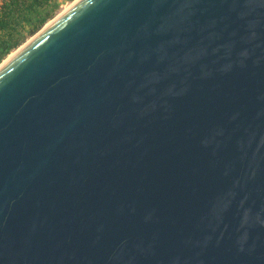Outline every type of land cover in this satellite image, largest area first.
Wrapping results in <instances>:
<instances>
[{"label":"water","instance_id":"1","mask_svg":"<svg viewBox=\"0 0 264 264\" xmlns=\"http://www.w3.org/2000/svg\"><path fill=\"white\" fill-rule=\"evenodd\" d=\"M0 264H264V0H78L3 63Z\"/></svg>","mask_w":264,"mask_h":264},{"label":"trees","instance_id":"2","mask_svg":"<svg viewBox=\"0 0 264 264\" xmlns=\"http://www.w3.org/2000/svg\"><path fill=\"white\" fill-rule=\"evenodd\" d=\"M58 5L57 0H0V62L44 27Z\"/></svg>","mask_w":264,"mask_h":264},{"label":"rangeland","instance_id":"3","mask_svg":"<svg viewBox=\"0 0 264 264\" xmlns=\"http://www.w3.org/2000/svg\"><path fill=\"white\" fill-rule=\"evenodd\" d=\"M59 5H58V8H57V13L55 14L54 17H52L51 19H49V21L45 24L48 25L49 23H51L56 17H58L63 11H65L66 9H68L73 3H75L77 0H57ZM44 26V27H45ZM42 27V28H44ZM36 34V33H35ZM34 34V35H35ZM34 35H31L30 37H28L26 39L25 42L29 41ZM22 43L20 47H17L15 49H13L1 62H0V65L3 64L7 59H9L12 55H14L24 44Z\"/></svg>","mask_w":264,"mask_h":264},{"label":"bare ground","instance_id":"4","mask_svg":"<svg viewBox=\"0 0 264 264\" xmlns=\"http://www.w3.org/2000/svg\"><path fill=\"white\" fill-rule=\"evenodd\" d=\"M77 1H78V0H77ZM55 19H56V18H55ZM53 21H54V20H53ZM51 23H52V22H51ZM48 25H50V23H49ZM48 25H46L45 27H47ZM45 27H44V28H45ZM12 56H13V55H12ZM12 56H11V57H12ZM7 60H8V59H7ZM7 60H6V61H7ZM6 61H5V62H6ZM5 62H4V63H5ZM1 65H2V64H1ZM1 65H0V67H1Z\"/></svg>","mask_w":264,"mask_h":264}]
</instances>
